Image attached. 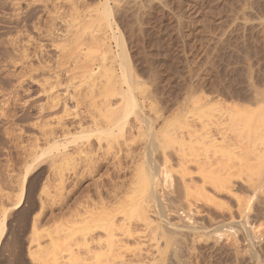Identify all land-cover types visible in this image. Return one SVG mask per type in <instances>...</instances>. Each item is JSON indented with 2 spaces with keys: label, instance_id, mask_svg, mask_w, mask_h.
Wrapping results in <instances>:
<instances>
[{
  "label": "rangeland",
  "instance_id": "1",
  "mask_svg": "<svg viewBox=\"0 0 264 264\" xmlns=\"http://www.w3.org/2000/svg\"><path fill=\"white\" fill-rule=\"evenodd\" d=\"M16 1L0 0V22L3 21V25L0 24V221L3 214L9 216L7 218L13 219L10 222L12 231H18L16 226L20 218L17 215L11 218L14 213L12 206L17 201L19 180L27 170L33 151L48 148L41 140H35L40 133L48 135L55 131V140L64 150L72 145L71 136L75 132L71 123L78 112L86 115L89 107L91 113L87 115L93 120L96 117L93 123L99 121L100 127L103 123L108 126L110 121L107 120L122 119L120 122L118 119V125L111 134L89 137L94 145L97 137L100 142V148L96 144L93 150L96 151L90 156L88 154V158L96 163L91 162L92 165L87 167L82 161L83 165L74 167L64 160L60 166L48 169V166L44 167L46 160L57 152L53 148L41 155L40 166H30L32 169L25 183L27 190L25 188L22 202L25 211L34 204L32 213L37 212L39 207L40 212L36 217V229L23 236L28 258L33 260L38 255L35 252L37 244L46 248L60 246L68 249V245L75 248L73 242L76 236L70 232L73 223L71 212L78 208L77 205L79 208L82 205L97 212L104 206L107 213L101 216L106 218L108 214L119 223L123 219V225L133 224L143 211L156 217L153 219L154 230L156 228L157 233L164 231L165 238L162 236L156 248L148 241L139 246L131 243L125 250L126 257L130 255L131 258V254L133 257V253L138 254L140 249L148 258H143L144 262L140 259L122 264H256L259 258L262 261L260 264H264V0H139L140 6L139 2L129 4L130 1L126 3V0L124 5V1L120 0H33V4L31 0ZM106 1L110 12L107 16L102 4ZM116 2L122 3V7ZM15 16L19 17L16 19ZM108 20L110 27L106 24ZM23 30H27L26 34ZM49 31L52 33L47 34ZM52 35L56 39L53 44ZM90 70L95 74L92 71L89 75ZM89 88L94 89V93L97 89L95 95H91L92 91L86 94ZM54 95L57 100L58 97L61 99L56 100L60 103L58 107L52 100ZM48 96L52 98L48 100ZM128 96L137 102L133 111L125 110ZM104 97L116 104L120 99V104L114 106L115 103L111 102L106 105ZM98 102H102V106ZM111 104H114L113 108H109ZM201 105L213 108L214 112L210 114L212 121L224 116L223 120L229 121L227 124L229 129L231 127L232 137L238 139L243 147L241 154L236 153L239 157L235 154L231 156V165L234 163L228 178L231 180H228L231 192L222 190L217 194L207 188L206 196H203L196 190L185 191L178 179L179 168L173 162L172 166L167 164L166 167L168 169L169 166L170 176L164 201L166 210H170L167 212L162 207L165 206L163 201L161 205L157 204L158 207L142 191L144 164L149 158H152L151 162L159 159L157 156L161 150L172 145L168 137L173 136L171 134L175 130L177 135L181 132L178 128L181 126L182 129L186 114L193 116L196 112L204 116L199 110ZM93 107L97 110H91ZM41 108L44 111L40 112ZM197 114H194V119H197ZM135 118L136 121L138 118L139 124L134 122ZM131 122L138 125L135 131L126 129L132 125ZM93 123H88V129L98 127ZM69 124L73 128L70 129ZM151 131L162 139H156ZM153 157L156 159L153 160ZM140 167L141 172L138 171ZM32 184L35 186L33 189ZM28 185L31 199L26 193L30 191ZM140 191L143 194L138 196ZM144 199L151 204L145 203ZM142 206L145 210H141ZM162 208L167 216H161L162 212L158 209ZM241 212L245 213L247 226L254 231H251L253 244L256 240L257 247L249 244L243 229H237L232 224L239 220ZM169 213L175 214V217L189 214L192 224L202 227V231L193 235L179 230L174 235L166 233L160 220L168 218ZM171 217L168 220L174 222L175 218ZM175 235H178L177 238ZM250 248H256L254 254L260 256L253 255L256 260L252 261L255 262L250 261ZM27 251L32 252L29 255ZM4 254L7 256L8 253Z\"/></svg>",
  "mask_w": 264,
  "mask_h": 264
},
{
  "label": "bare ground",
  "instance_id": "2",
  "mask_svg": "<svg viewBox=\"0 0 264 264\" xmlns=\"http://www.w3.org/2000/svg\"><path fill=\"white\" fill-rule=\"evenodd\" d=\"M6 1V0H5ZM10 1V0H9ZM15 1V0H14ZM21 1V0H20ZM33 0H31V2L30 3H34V1L32 2ZM101 1V0H100ZM115 1H117V0H115ZM119 1V0H118ZM121 2L122 1H124L123 2V5H124V3H125V0H120ZM127 2L126 3H128V1H130V3L129 4H131V3H133V4H136L137 2H139V0H126ZM151 1V0H150ZM16 2H19L18 0L16 1ZM36 2H37V0H36ZM107 3H102L103 4V6L105 7V16H107L110 12H109V8L107 9L106 8V4H108V1H106ZM112 2H114V0L112 1ZM147 2V1H146ZM148 2H149V0H148ZM155 2V1H154ZM158 3H159V1H157ZM156 2V3H157ZM30 3H28L29 5H30ZM39 3V2H38ZM118 3H120V2H116V4H117V6H119L120 5V7H122V3H120V4H118ZM141 3H144V2H141ZM151 3V2H150ZM163 3V2H162ZM19 4V3H18ZM27 4V5H28ZM137 4H139V6H140V2L139 3H137ZM146 4H148V3H146ZM15 5H16V3H15ZM19 6V5H18ZM114 6H116L115 4H114ZM134 6V5H133ZM135 6H137V5H135ZM149 6V5H148ZM195 6V5H194ZM146 7V6H145ZM2 8V7H1ZM6 8H8V9H10L9 7H6ZM20 8V7H19ZM30 8V7H29ZM142 8V7H141ZM12 9V8H11ZM26 9V8H25ZM133 9V8H132ZM136 9V8H135ZM14 10V9H13ZM18 10V9H17ZM142 10H143V8H142ZM162 10V9H161ZM3 11H5V10H3ZM7 12H8V10H6ZM9 11H11V10H9ZM19 11H20V9H19ZM18 11V12H19ZM26 11V10H25ZM25 11H24V13H25ZM5 12H3V14H4ZM15 13V12H14ZM17 13V12H16ZM15 13V14H16ZM27 13V12H26ZM140 13V12H139ZM7 14V13H6ZM17 15H19L18 13H17ZM30 15V14H29ZM37 15V14H36ZM6 16V15H5ZM33 16V15H32ZM2 18L1 19H4V20H6L7 21V18L5 19L3 16H1ZM19 17V16H18ZM18 17H16L15 16V18L17 19ZM23 17V16H22ZM21 17V18H22ZM108 17H111V15L110 16H108ZM108 17H106V18H108ZM10 18V17H9ZM12 18V17H11ZM15 19V20H16ZM10 20V19H9ZM8 20V21H9ZM13 20V19H12ZM14 20V21H15ZM21 20V19H20ZM11 21V20H10ZM107 21V20H106ZM111 21V20H110ZM1 22H3V21H1ZM0 22V24H2ZM12 22V21H11ZM10 22V23H11ZM16 22H17V20H16ZM6 24H8L7 22H6ZM17 24V23H16ZM26 24V23H25ZM106 24H108V26L110 27L111 26V23H109V20H108V22L106 23ZM3 25V24H2ZM1 25V26H2ZM5 25V24H4ZM9 27H10V25H8ZM15 26V25H14ZM20 26V25H19ZM5 27V26H4ZM17 27V30H18V25L16 26ZM15 27V28H16ZM54 27V26H53ZM3 28V27H2ZM56 28V27H55ZM33 29V28H32ZM31 29V30H32ZM7 30V29H6ZM17 30H15V31H17ZM52 30V29H51ZM66 30V29H65ZM9 31V30H8ZM19 31V30H18ZM24 31V30H23ZM25 31H27V30H25ZM25 31H24V33H25ZM35 31H37V30H35ZM67 31V30H66ZM65 31V32H66ZM72 31V30H71ZM69 29H68V32H70V33H72ZM6 32V31H5ZM1 33V32H0ZM3 33V32H2ZM37 33V32H36ZM40 33V32H39ZM50 33H52V32H48L47 34H50ZM67 33V32H66ZM20 34V33H19ZM23 34V33H22ZM26 34V33H25ZM38 34V33H37ZM41 34V33H40ZM68 34V33H67ZM5 35V34H4ZM36 35V34H35ZM53 35H55V37H56V33L55 34H53ZM52 35V37L54 38V36ZM65 35V34H64ZM64 35H62V36H64ZM29 36H31V35H29ZM49 36V35H48ZM48 36H47V38H48ZM58 36V35H57ZM69 36H70V34H69ZM68 36V37H69ZM33 37V36H32ZM39 37V36H38ZM51 37V38H52ZM59 37V36H58ZM57 37V38H58ZM61 37V36H60ZM65 37V36H64ZM67 37V38H68ZM17 38V37H16ZM52 38V39H53ZM49 39H50V37H49ZM48 39V41L50 42L51 41V39L49 40ZM65 38H63V40H64ZM69 39V38H68ZM55 38H54V40H52L51 41V44H53V41L55 42ZM67 40V39H66ZM1 43V42H0ZM17 44V43H16ZM19 44H21V43H19ZM22 45V44H21ZM12 46V45H11ZM23 46V45H22ZM58 46V45H57ZM55 47H56V45H55ZM5 48V47H4ZM3 48V49H4ZM7 48V47H6ZM17 48V47H16ZM24 48V47H23ZM57 48V47H56ZM63 48V47H62ZM11 49V48H10ZM45 49V48H44ZM1 50V49H0ZM7 50V49H6ZM3 51V50H2ZM10 51V50H9ZM19 51V50H18ZM57 51V50H56ZM5 52V51H4ZM7 52V51H6ZM16 52V51H15ZM21 52V51H20ZM59 52V51H58ZM61 52V51H60ZM63 52V51H62ZM2 53V52H1ZM7 53H9V52H7ZM3 54V53H2ZM10 54V53H9ZM8 54V55H9ZM4 55H6L5 53H4ZM3 55V56H4ZM47 55V54H46ZM16 56V55H15ZM64 56V55H63ZM57 58V57H56ZM63 58V57H62ZM48 59V58H47ZM58 62V61H57ZM58 64V63H57ZM60 64V63H59ZM62 64V63H61ZM57 66V65H56ZM60 66V65H59ZM54 68V67H53ZM92 71L93 70H90V73H89V75H92ZM94 72V74H95V71H93ZM125 83V82H124ZM52 85V84H51ZM95 85V84H94ZM86 86V85H85ZM89 86V85H88ZM92 86V85H91ZM90 87V86H89ZM95 87V86H94ZM97 87V86H96ZM128 87V86H127ZM17 88V87H16ZM53 88V87H52ZM98 88V87H97ZM88 89V88H87ZM120 89H121V86H120ZM119 89V90H120ZM131 89V88H130ZM80 90V89H79ZM82 90V89H81ZM94 90V89H93ZM92 89H90L89 88V92H87L86 91V94L88 95V93H90V91H92L93 93L91 94V95H95V93L97 92V89H96V92L94 93V91H93ZM100 90L101 91H103V89L102 88H100ZM99 89H98V91H100ZM118 90V91H119ZM128 89H126V91H127ZM83 91V90H82ZM105 89H104V93H105ZM116 91V90H115ZM118 91L116 92V93H118ZM125 91V90H124ZM129 91V90H128ZM46 93V92H45ZM82 93V92H81ZM85 93V92H84ZM102 93V92H101ZM100 93V94H101ZM103 93V94H104ZM120 93H121V90H120ZM119 93V95L121 96V94ZM124 94H125V92H123ZM130 93V92H129ZM55 94V93H54ZM99 94V95H100ZM46 95V94H45ZM77 95V93H75V96ZM97 95H98V93H97ZM118 95V94H117ZM129 95V94H128ZM47 96V95H46ZM52 96V95H51ZM70 96V95H69ZM106 96H107V92H106ZM133 96V95H132ZM66 97H68V96H66ZM81 97V96H80ZM85 97V96H84ZM87 97V96H86ZM92 97V96H91ZM97 97V96H96ZM129 97V96H128ZM50 98H52V97H50ZM50 98H49V96H48V100H50ZM53 98H55V95H54V97ZM62 98V97H61ZM77 98V97H76ZM78 98H79V96H78ZM104 98H106V97H104ZM104 98H102V99H104ZM107 98H109V96L107 97ZM104 99L103 101L106 103V105H107V103L108 104H110L111 102H113V101H111L110 102V100H108V99ZM69 99H71V98H69ZM75 99V98H74ZM93 99V98H92ZM98 99V98H97ZM113 99H115V98H113ZM123 99V98H122ZM54 102L57 100V98H55V99H52ZM52 100L50 101V102H52ZM101 100V99H100ZM100 100H98V101H100ZM137 100V99H136ZM57 101H61V99L58 97V100ZM55 102L56 103V105H57V107H58V104H60L59 102ZM76 101V100H75ZM79 101V103H80V100H78ZM62 102H64L65 103V101L64 100H62ZM61 102V104L63 105L64 103H62ZM86 102V101H85ZM103 102V103H104ZM117 102V101H116ZM120 102V99H119V101H118V103L117 104H120L119 103ZM127 103L125 104V110L127 109V111L129 110V109H131L132 111H133V109L134 108H136L137 107V102L136 101H134L133 99H132V97L130 98L129 97V100L128 101H126ZM54 103V104H55ZM75 103H77V102H75ZM100 105L102 104V102L100 103V102H98ZM113 103H115V102H113ZM123 103V102H122ZM48 104H49V102H48ZM90 104L92 105V102H90ZM89 104V105H90ZM116 103H115V105L114 104H111L112 105V107H109V108H113V105L114 106H116L117 105ZM51 105H53V102L51 103ZM50 105V106H51ZM65 105V104H64ZM88 105V106H89ZM93 105L95 106V104L93 103ZM92 105V106H93ZM105 104H103V106H106ZM111 105H108V106H111ZM121 105H123V104H121ZM120 105V106H121ZM60 106V105H59ZM97 106V105H96ZM102 106V105H101ZM100 106V107H101ZM107 106V107H108ZM205 105H201L200 106V112H201V114H203L204 116H199L200 114H197L196 112L194 113V112H191V113H194V114H197L196 116H197V119H194L193 118V116H195L194 114H193V116H189V115H187L186 114V116L184 117V120L182 121L183 123H182V125H183V127H182V129H181V126L177 129L178 130V132L181 130V132L180 133H178V135H177V133H174V132H177L176 130L173 132V134H171V135H173V136H170V137H168V138H170L171 139V143H172V145H170V147L169 148H167L166 149V147L167 146H165L164 148L165 149H162L161 150V152L159 153V155L157 156V157H159V159H156V157H155V159H156V161H152L151 162V159L152 158H149L148 156V160L150 161H148L147 159H145V160H147L148 162H147V164H146V162H145V164H144V169H143V173H142V177L139 175V177H141L142 179H143V182L141 181L142 179H140V181H139V187H140V183L142 182L143 183V185H142V191H143V193H145L146 195H145V197L146 198H148V200L150 199V201H152V202H154V204H159V205H161V202L162 203H164V201H166V197H167V194L166 193H168V192H166L167 191V189H166V187H167V185H166V183H168V181H169V179H170V176H169V172H168V169H169V166H168V169H166V167H167V164L169 165H171V163L172 164H174V165H176L178 168H179V182L181 183V185L184 187V190L185 191H187V190H196L200 195H203V196H206V190H207V188H211V189H213L214 191L213 192H218V191H222V190H225L224 192H226V190H227V192L229 191V188H230V186H228V185H230V179H228L229 178V176L231 175V172H232V168H233V166L231 165V163L233 162V160H231V158H233V157H231V156H234L233 154H235L236 156H237V154L238 153H240L241 152V150H243V147L241 146V144L239 145V143L238 142H240V141H238V139L236 140V138L234 139L232 136L233 135H231V127H230V129H229V124H227L229 121H226V119L225 120H223L224 118V116L223 117H216V118H218V119H214L215 121H212L210 118L212 117V115H210L211 114V111H213V108L211 107H204ZM41 107H43V106H41ZM46 107V106H45ZM49 107V106H48ZM53 107L55 108L56 106H54L53 105ZM53 107H51V108H53ZM64 107H66V106H64ZM76 107V106H75ZM140 107V106H139ZM203 107V108H202ZM40 108V107H39ZM50 108V109H51ZM53 108V109H54ZM70 108V107H69ZM82 108V107H81ZM90 108H91V106H90ZM94 108V107H93ZM91 109V110H95L96 108H94V109ZM108 108V109H109ZM143 108H144V106H143ZM45 109V108H44ZM62 109V108H61ZM77 109V108H76ZM80 109V108H79ZM78 109V110H79ZM38 110V109H37ZM41 110H43L42 108L39 110L40 112H41ZM74 110V109H73ZM85 110H87L86 109V106H85ZM90 109H89V107H88V112L86 113V115L89 113V115H90V113H91V111H89ZM97 110V109H96ZM95 110V111H96ZM215 111H216V109H214ZM44 111V110H43ZM92 111V112H93ZM101 111V110H100ZM127 111H125L126 113H127ZM130 111V110H129ZM208 111H210V113L208 112ZM84 112H86V111H84ZM135 112H137V111H135ZM198 112V111H197ZM214 112V111H213ZM222 112H224V111H222ZM225 112H226V110H225ZM224 112V113H225ZM74 113V112H73ZM81 113L82 112H80V114H79V112H78V114H77V112L75 113V114H77V115H75L76 117H78V118H76V117H74V121L71 123V124H74L73 125V127L70 125L69 126V128L71 127V128H73V130H74V136H71L72 137V140H71V146L68 148V149H64V150H62V149H60L59 148V145L57 144V141L55 140L56 139V132L55 131H53V132H51L50 134H44V133H40V137L39 138H35V140H41L42 142H43V144L44 145H48L47 147V150L49 149H55L57 152H56V154H53L49 159H47L46 161V166H44V167H47L48 169H53L54 167H58V166H60L61 164H63L64 163V160H67L71 165H73L74 167H77L79 164L80 165H83L82 163H84L86 166L87 165H89V164H91V162H93L92 164H94V163H96V161H94V160H91V158L89 157L88 158V154H89V156L91 155L90 153L91 152H95V151H93L94 150V147L96 146V144H97V146L99 147V139H98V137H97V139H95V141H97L96 142V144L94 145L93 144V142H91V140H89V137L91 136V135H101V134H111L112 132H113V129H114V127H117V125H118V123H116L117 121H118V119H116V120H114L113 122L111 121V120H107V121H110L109 123H108V126H106L104 123V125L102 124V126L100 127V126H98L99 124V121H98V123H93L95 120H96V117H95V115L96 114H94V116H93V118L95 117V120H93L89 115H81ZM94 113V112H93ZM138 113V112H137ZM136 113V114H137ZM190 113V112H189ZM199 113V112H198ZM207 113H209V114H207ZM50 114V113H49ZM98 114V113H97ZM141 114V113H140ZM219 114H220V112H219ZM92 115V114H91ZM98 115H100V114H98ZM98 115H97V118H99L98 117ZM139 115V114H138ZM218 115V114H217ZM38 116V115H37ZM90 118H89V117ZM222 116V115H221ZM103 118L104 119V117L103 116H100V118ZM139 117V116H138ZM214 117V118H215ZM39 118V117H38ZM89 118V119H88ZM101 118V119H102ZM139 118H141V117H139ZM222 118V119H221ZM91 119H92V121H91ZM123 119H125V117H123ZM183 119V118H182ZM98 120V119H97ZM122 119H119V122L121 121ZM126 120V119H125ZM228 120V119H227ZM90 121V122H89ZM105 121V120H104ZM142 121V120H141ZM151 121V120H150ZM230 121H231V119H230ZM102 122V121H101ZM125 122V121H124ZM124 122H123V124H122V126H121V130H123V127H124ZM133 122V121H132ZM132 122H131V124H132ZM134 122H139L138 121V118H137V121H136V118H135V121ZM133 122V123H134ZM88 123H93L94 125L95 124H97L96 126H98L97 128L95 127V128H93L92 127V129H88V127L90 126ZM111 123V124H110ZM140 123V122H139ZM138 123V124H139ZM88 124V125H87ZM93 125V126H94ZM128 125H130V123H128ZM127 125V126H128ZM141 125V124H140ZM62 126V129H63V125H61ZM104 126H106V127H104ZM126 126V127H127ZM67 127V126H66ZM160 127H162V126H160ZM65 128V127H64ZM70 128V129H71ZM90 128V127H89ZM138 128V125H136V123L135 124H132V125H130V127H128V128H126V129H130L131 131L132 130H134L135 131V129H137ZM61 129V131H63ZM125 129V130H126ZM140 129H142V127L140 128ZM151 129L153 130L154 129V127H151ZM160 128L158 127V130H159ZM129 130V131H130ZM66 131V130H65ZM129 131H127V132H129ZM261 131V130H260ZM67 132H69V131H67ZM71 132H73V131H71ZM152 133H154L155 135H156V139H158L159 140V136H158V134L156 133V132H153V131H151ZM150 132V133H151ZM63 133H65L64 131H63ZM125 133H126V131H125ZM142 133V132H141ZM140 133V134H141ZM230 133V134H229ZM255 133V132H254ZM129 134V133H128ZM127 134V135H128ZM130 134H131V132H130ZM133 134V133H132ZM137 134H139V133H137ZM144 134H145V132H144ZM143 134V135H144ZM174 134H175V136H174ZM256 134H257V132H256ZM71 135H73V134H71ZM150 138H152V135L150 134ZM159 137V138H158ZM160 139H162V138H160ZM95 141H94V143H95ZM149 141H152L153 142V140L152 139H150ZM238 141V142H237ZM151 142V143H152ZM159 142V141H158ZM163 142V141H162ZM153 144V143H152ZM156 145H157V143H155ZM160 144H161V142H160ZM36 146H38V144H36ZM96 146V147H97ZM147 146H148V144H147ZM158 146V145H157ZM164 146V145H163ZM242 148H241V147ZM155 147V146H154ZM100 148V147H99ZM144 148V147H143ZM146 148V147H145ZM157 148L158 147H156V149L155 150H157ZM98 149V148H97ZM101 149H103V148H101ZM240 151H239V150ZM46 149H42V150H39V149H36L35 151H33V153H32V158H31V160L30 161H28V163H29V165H28V167H27V170H25V174L22 176V178L19 180V193H18V198H16L17 199V201L14 203V205L12 206L13 207V210H14V213H13V215H12V217H11V214H10V217L11 218H13V216H15V215H17L20 219V222L18 221L17 223H18V225L16 226V228L18 229V231L16 232V233H14V231L15 230H13L12 231V228H11V226H10V222H11V220H13V219H9V218H7V217H9V216H5V214H3V218H2V220L0 221V264H122V263H125V262H127V263H134V261L135 262H138L140 259H141V261H143V260H145L146 258H148V256H146V253H141L140 251V249L137 251V252H139L138 254H135V253H133V257H132V254H131V258L129 257V256H125L124 255V253H125V250L127 249L128 250V246L130 245H132V244H136L137 246H139L138 244H142V243H145V242H150V243H152V244H149V245H151V246H155V248H156V246H158V242H159V240L162 238V236H163V238H165V233H164V231H163V233H157L155 230H156V228H155V230H154V225H153V219L155 220L156 219V217L155 218H153L154 216L153 215H151V214H144V211H143V214H142V216H141V214H140V218L138 219L137 217H133V219H136L137 220V222L135 223V221L133 220V219H131V220H133L134 221V223L133 224H131L130 222H129V224L128 225H123V223L121 224V222L123 221V219H122V221L119 223V222H117V220H115V218H113V217H108V216H110V215H108L107 214V217L106 218H104V217H102L103 215L104 216H106V211H105V208L106 207H102V209L100 210V212L98 211H96V209L94 210V208H92V209H90V208H88V206H80L81 208H79V205H77L78 206V208H76L75 209V211L74 212H71V213H73L72 214V222L73 223H71L72 225V227L70 228L71 229V235H73L74 237L76 236V238L74 239L75 241L73 242L74 243V245H75V248L73 247V245L71 246V247H73V248H70V246L68 245V249L67 248H65L64 246V248H62V247H60V246H58L57 248H51V246H50V248L49 247H45V246H43V247H41V245H39V244H37L38 245V250H37V248H36V250L37 251H35L36 253L38 252V255L37 256H34V258H33V260L31 261L29 258H28V254H26L25 253V247H24V238L25 237H23V236H25L26 234H28V232H32V231H34L35 229H36V227H37V225H38V221H37V216H38V213L40 212V207H39V209H36V210H38L37 212H34V213H32V210H33V207L35 206L34 204V206L33 205H31V208L30 209H28V208H26V209H28L27 211H25L24 209V207L25 206H23L24 204V202H22V201H24L23 199H22V197H23V193H24V191H26L27 190V187H25V183L27 182V179H28V177L30 176L29 174H30V171H31V169L32 168H30V166L31 165H33V168H34V166H36L37 164L39 165V158L41 157V155H43L46 151H47ZM100 149H98V151H99ZM147 150V149H146ZM149 151V150H148ZM147 152V151H146ZM145 152V153H146ZM243 152V151H242ZM241 152V153H242ZM102 153V152H101ZM237 153V154H236ZM240 153V154H241ZM93 154V153H92ZM96 154V153H95ZM148 154V153H147ZM146 154V155H147ZM158 154V153H157ZM140 155H141V153H140ZM143 155V154H142ZM141 155V156H142ZM240 156V155H239ZM239 156H237V157H239ZM98 157V156H97ZM152 157V156H151ZM93 158V157H92ZM99 158V157H98ZM97 158V159H98ZM142 158V157H141ZM236 158V157H235ZM144 159V158H143ZM154 159V157H153V160H155ZM240 159V158H239ZM237 160V159H236ZM83 161V162H82ZM141 161H142V159H141ZM158 161H160V162H158ZM232 161V162H231ZM82 162V163H81ZM140 162V161H139ZM174 162V163H173ZM239 163V162H238ZM36 164V165H35ZM91 164V165H92ZM142 164V163H141ZM38 165H37V167H38ZM40 166V165H39ZM85 166V167H86ZM90 166V165H89ZM172 166V165H171ZM83 167V166H82ZM88 167V166H87ZM93 167V166H92ZM95 167V166H94ZM29 168H30V170H29ZM141 169H142V167H140V170H138V171H140L141 172ZM34 170V169H33ZM41 170V169H40ZM177 170V169H176ZM42 171V170H41ZM41 171L39 172V173H41ZM137 171V172H138ZM29 172V173H28ZM44 172V171H43ZM32 173V172H31ZM34 173V172H33ZM36 173H38V172H36ZM29 175V176H28ZM33 175V174H32ZM41 175V174H40ZM38 176H39V174H38ZM33 177L35 178V176L33 175ZM40 177V176H39ZM38 179V178H37ZM33 180V179H32ZM36 180V179H35ZM177 180V179H176ZM228 180H230V181H228ZM30 181H31V179H30ZM38 181V180H37ZM170 182V181H169ZM35 183V182H34ZM38 183V182H37ZM29 184V183H28ZM180 186V185H179ZM28 187H29V189L28 190H30V185H28ZM33 187H35L33 184H32V186H31V189H33ZM25 188H26V190H25ZM182 188V187H181ZM134 189V188H133ZM231 189V188H230ZM135 190V189H134ZM137 190V189H136ZM195 191V192H196ZM209 192V191H208ZM223 192V193H224ZM231 191H229L228 193H230ZM27 193V195H29V193L31 194V190L30 191H28V192H26ZM138 193V192H137ZM142 192L140 191V193L139 194H137L138 196H140V194H141ZM142 193V194H143ZM186 193V192H185ZM219 193V192H218ZM217 193V194H218ZM141 194V195H142ZM197 194V193H196ZM205 194V195H204ZM233 194V193H232ZM26 195V194H25ZM24 195V196H25ZM26 195V196H27ZM25 196V197H26ZM31 196H32V194H31ZM166 196V197H165ZM229 196V195H228ZM24 197V198H25ZM135 197V196H134ZM144 197V198H145ZM232 197V196H231ZM27 198H28V196H27ZM27 198H25V199H27ZM29 198L31 199V197H30V195H29ZM136 198V197H135ZM163 199H165V200H163ZM33 200V199H32ZM31 200V201H32ZM29 202V201H28ZM144 202H145V199H144ZM143 202V203H144ZM142 202H140V204H141ZM145 203H150L149 201L147 202H145ZM28 204V203H27ZM78 204V203H77ZM151 204V203H150ZM165 204V203H164ZM89 205V204H88ZM137 205V204H136ZM144 205V204H143ZM30 206V205H29ZM29 206H27V207H29ZM75 206V205H74ZM90 206V205H89ZM140 206V205H139ZM150 206V205H149ZM158 206V205H157ZM76 207V206H75ZM91 207V206H90ZM143 207H145V206H142V209L141 210H143L144 208ZM147 208H148V205L146 206ZM159 207V206H158ZM162 207L165 209V211H167V212H169L170 210H166V204H165V206H163L162 205ZM134 208V207H133ZM139 208H141V207H139ZM146 208V209H147ZM150 208V207H149ZM148 208V209H149ZM161 208V207H160ZM163 208H162V210L161 209H158L159 210V212H162V211H164L163 210ZM135 209V208H134ZM134 209H132V211L134 210ZM189 209V208H188ZM98 210V209H97ZM140 210V209H139ZM145 210V209H144ZM161 210V211H160ZM11 211V210H10ZM131 211V212H132ZM135 211V210H134ZM134 211L132 212V213H134ZM137 211V210H136ZM190 211V210H189ZM192 211V210H191ZM112 212V211H111ZM129 212V211H128ZM138 212V211H137ZM146 212H148V210L146 211ZM175 212V211H174ZM198 212V211H197ZM163 213V214H162ZM161 213V216L162 215H165V216H167L168 215V213H167V215H166V213L164 214V212H162ZM171 213H172V211H171ZM176 213V215H177V212H175ZM242 213V212H241ZM244 213V212H243ZM241 214V215H239V220L238 221H234V222H232V224H233V226H237V229H238V227H239V229H243V231H244V233L246 234V236H248L247 238H249V240H250V242H249V244L250 245H252L253 247L254 246H256L257 247V245H258V243H257V245L255 244L256 243V240H255V245L253 244V233L251 232V231H253V230H251V228L249 227V226H247V225H249L248 223H246L245 221H247V220H244V218H245V213L244 214ZM124 214H126V213H124ZM159 214V213H158ZM247 214V213H246ZM102 215V216H101ZM132 215V214H131ZM133 215H135V214H133ZM132 215V216H133ZM139 215V214H138ZM137 215V216H138ZM175 215V214H174ZM174 215H170V213H169V216H172V217H174L175 218V220H174V222H172V220H171V222L168 220V218H169V216H168V218L167 217H162L163 219H161L160 221H162V225L164 226V228H165V232L166 233H169V234H172L173 233V235H174V233L176 232L177 233V231L179 230V231H183L185 234H195L196 233V231H198L199 232V230H201L202 231V227H200V226H197L196 224L194 225V224H192V222L190 221L191 220V217H190V215L188 214V215H185V217H181V216H174ZM192 215V214H191ZM159 216H160V214H159ZM159 216L157 217V219L159 218ZM37 217V218H36ZM96 217H98V219L96 218ZM102 217V218H101ZM171 217V218H172ZM123 218H125V217H123ZM173 218V219H174ZM16 219V218H15ZM10 220V221H9ZM121 220V219H120ZM231 220V219H230ZM14 221H16V220H14ZM125 221H127V220H125ZM120 225H119V224ZM229 224H231V223H229ZM232 224H231V226H232ZM158 226V225H157ZM13 227V226H12ZM82 227L84 228L83 230H81L82 229ZM87 227V228H86ZM251 227H253V226H251ZM15 228V229H16ZM16 229V230H17ZM69 229V230H70ZM73 229V230H72ZM119 229V230H118ZM73 231V232H72ZM116 231H119V233L118 232H116ZM254 232V231H253ZM33 233H35V232H33ZM157 233V234H156ZM183 233V234H184ZM168 234V235H169ZM192 234V235H193ZM200 234V233H199ZM242 234V233H241ZM30 235V234H29ZM159 235V236H158ZM181 235V234H180ZM191 235V236H192ZM32 236H34V235H32ZM68 236H69V234H68ZM170 236V235H169ZM178 236V235H177ZM177 236L175 235V238H177ZM190 236V237H191ZM201 236V235H200ZM203 236V235H202ZM73 237V238H74ZM182 238H183V235L181 236ZM197 237V236H196ZM255 237V236H254ZM29 238V237H28ZM72 238V239H73ZM193 238V237H192ZM172 239V238H171ZM203 239V238H202ZM204 239H206V238H204ZM258 239V238H257ZM28 240V239H27ZM52 240V239H51ZM197 240H199V242H200V239H197ZM73 241V240H72ZM174 241V240H173ZM180 241V240H179ZM190 241V240H189ZM188 241V242H189ZM193 241V240H192ZM31 242V241H30ZM178 242V241H177ZM194 242V241H193ZM204 242V241H203ZM206 242V241H205ZM132 243V244H131ZM155 245H154V244ZM157 243V244H156ZM163 243V242H162ZM179 243V242H178ZM177 243V244H178ZM181 243V242H180ZM185 243V242H184ZM187 243V242H186ZM196 243V242H195ZM207 243V242H206ZM32 244V243H31ZM174 244V243H173ZM62 245V244H61ZM212 245V244H211ZM28 246V245H27ZM48 246V245H47ZM56 246H57V244H56ZM159 246H161V245H159ZM178 246H179V244H178ZM177 246V247H178ZM31 247V246H30ZM67 247V246H66ZM205 247V246H204ZM150 248V247H149ZM152 248V247H151ZM154 248V249H155ZM205 248H207V247H205ZM213 248V247H212ZM32 249V248H31ZM31 249H29V250H31ZM250 249H252V248H250ZM254 249H256V248H254ZM254 249H252V252H251V257H252V259L250 260V259H248V260H250V261H252L253 259H255V257L253 256V255H255L254 253ZM34 249H32V251H33ZM129 250H130V248H129ZM136 250V249H135ZM152 249H149V251H151ZM156 250H158V249H156ZM31 251V252H32ZM8 253L7 254V256H5V254L4 253ZM29 251H27V253H28ZM31 252H29V255H30V253ZM146 252V251H145ZM154 252H156L155 250H154ZM153 252V253H154ZM127 253H129L128 251H127ZM126 253V254H127ZM131 253V252H130ZM129 253V254H130ZM148 253H150V252H148ZM152 253V252H151ZM156 255H158L159 254V252L158 253H155ZM141 255H144L143 257H141ZM148 255H150V254H148ZM152 255V254H151ZM257 255V254H256ZM255 255V256H256ZM153 256V255H152ZM31 257V256H30ZM129 257V259H127ZM146 257V258H145ZM150 257V256H149ZM249 258H251L250 256H248ZM257 257H260V256H258L257 255ZM143 258H145V259H143ZM152 258V257H151ZM35 259V260H34ZM143 259V260H142ZM156 259V258H155ZM260 259V258H259ZM259 259H255L256 260V264H260V262H262V261H259ZM255 260L254 261H252V262H255ZM150 261H152L153 262V259H150ZM144 262V261H143ZM146 262H147V260H146ZM155 262V261H154ZM247 263V262H246ZM175 264H176V262H175ZM251 264H253V263H251Z\"/></svg>",
  "mask_w": 264,
  "mask_h": 264
}]
</instances>
